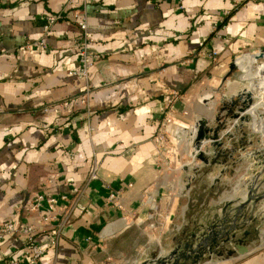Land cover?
Segmentation results:
<instances>
[{
	"label": "crops",
	"instance_id": "obj_1",
	"mask_svg": "<svg viewBox=\"0 0 264 264\" xmlns=\"http://www.w3.org/2000/svg\"><path fill=\"white\" fill-rule=\"evenodd\" d=\"M81 9L98 57L86 78L73 19ZM56 16L46 50H28ZM256 55H264V0H0V224L34 226L44 250L31 262L25 240L11 236L0 242V264H143L214 232L230 240L201 264H264V202L237 217L247 189L264 194V154L255 157L264 148V91L252 77L264 60L249 78L239 67ZM86 90L89 110L78 101ZM245 91L250 122H233L208 165L192 162L173 130L164 165L154 138L170 93L179 95L172 119L190 129L224 120L225 108L237 113L231 101ZM93 165L97 180L88 183ZM38 196L74 205L56 248L49 241L63 216L43 227L30 211Z\"/></svg>",
	"mask_w": 264,
	"mask_h": 264
},
{
	"label": "built area",
	"instance_id": "obj_2",
	"mask_svg": "<svg viewBox=\"0 0 264 264\" xmlns=\"http://www.w3.org/2000/svg\"><path fill=\"white\" fill-rule=\"evenodd\" d=\"M60 17H47L45 19V25L42 28V34L43 37L41 40L33 44L32 47H27V49H35L39 52H43L46 50V43L45 38L49 34L51 28L59 21ZM73 19L75 21L76 27L79 30V39L77 41V46L79 49V65H80V71L78 73L79 77L86 78L88 75V72L93 68L95 61L98 59V57L94 54H90V45L92 43L91 36L89 34L88 24H87V15L84 9L81 10H74L73 11ZM211 56L214 58L217 57V53H212ZM235 64L237 61L234 62ZM168 100L166 101V108L164 113V118L162 120V126L160 132L155 136L154 138V144L157 147V152L161 155L166 153V157L163 158L164 165L170 167L171 166V159H172V152L169 148V141H168V134L170 130H173V134L175 135V132L180 130H188L185 129L181 125H177L174 120L172 119L173 116V105L174 102L179 99V95L176 92H172L169 95ZM80 105L84 106L87 110L89 107L90 102V94L89 91L86 90L85 94L82 95L79 98ZM184 117L187 116V114H183ZM173 135V137H174ZM180 142V141H179ZM212 155V154H209ZM192 162H194V159H192ZM97 180V166L93 165L90 169L89 176H88V183ZM74 194L77 196H80L82 194L79 190H74ZM118 195H109L107 198L108 204L113 205L116 209L122 211V207L116 202ZM66 203L67 198L62 197L61 200H56L55 198L44 196H38L31 208V212L33 214H36L39 219L40 223L43 227H50L54 225L56 222V214L60 213L63 216V219L60 224L55 225L52 230V236L50 238L49 244L52 248H56V246L59 243L60 236H61V230L64 225L69 223L70 220V214L72 212V209L74 205H64L61 208L57 206L58 202ZM37 233V228L34 226H25L23 229H19L13 222L7 221L2 224H0V242L4 241L6 238L11 236H19L22 237L25 240L27 254L26 259L35 262L37 260H40V258L44 254V250L38 247L34 241V235ZM3 264H20L19 260H11L6 261Z\"/></svg>",
	"mask_w": 264,
	"mask_h": 264
},
{
	"label": "water",
	"instance_id": "obj_3",
	"mask_svg": "<svg viewBox=\"0 0 264 264\" xmlns=\"http://www.w3.org/2000/svg\"><path fill=\"white\" fill-rule=\"evenodd\" d=\"M255 59V64L259 61L264 60V55H256L253 56ZM237 66L233 63L229 67L230 74L236 70ZM253 100L251 95L248 92H243L240 96H238L236 102L231 101L230 108L234 109L237 108V113H232V110L227 108L224 109L226 112V118L224 120H220V118H215L213 124L207 122L205 120H199L196 124H194L188 130H180L175 132L174 138L177 141H182V138L187 143L188 148L190 149L189 157L191 159H195L196 161L200 162L203 165H208L210 163V159L208 157L210 150H220L223 146L221 142L222 139L230 138V129L229 127H235L233 122L237 123V121L241 122H250V119L246 113L250 111L253 107ZM243 115V116H241ZM222 134V135H221ZM221 135V136H220ZM264 146V142H263ZM264 154V148L261 147L259 151L256 152L255 157H260ZM216 157V154H213ZM264 158L260 159V165H262V169H264V162L262 161ZM264 172V170L262 171ZM259 190V188H258ZM257 192V190H256ZM254 190L249 188L247 189V197L240 205L237 217L240 216V212L247 206H249L252 202L254 205L264 202V194H261L254 198ZM237 221V218H236ZM235 221V222H236ZM246 235V234H245ZM229 232L225 233L224 235L218 232L210 233L206 239L199 240L198 244L194 247L187 246L184 250L185 253L180 255L174 252L169 254L164 258H158L156 260L145 262L143 264H180V261L183 260L187 262L191 258L193 261L190 264H201L204 257L208 255H212V246H216L218 242L228 243L229 242ZM186 264V263H183Z\"/></svg>",
	"mask_w": 264,
	"mask_h": 264
},
{
	"label": "bare ground",
	"instance_id": "obj_4",
	"mask_svg": "<svg viewBox=\"0 0 264 264\" xmlns=\"http://www.w3.org/2000/svg\"><path fill=\"white\" fill-rule=\"evenodd\" d=\"M248 58V57H247ZM244 58H242V60H243ZM250 59H253V61H252V63H251V66L250 67H248V66H246L247 65V63H249V62H246V64H244V63H242V64H239V67L241 68V69H243L244 70V72H245V74H247V76L246 77H251L250 76V74H251V69H252V66L255 64V59H254V57H250ZM241 60V61H242ZM259 67V68H258ZM256 69H255V71H256V73H255V75H253L252 77H256L257 79L259 78L260 80H261V83L259 84V89L261 90V91H264V65H261V66H258ZM253 68H254V66H253ZM253 79V78H252ZM246 80H247V78H246ZM258 109V108H257ZM258 123H260V126H259V128L260 129H263L264 128V122H258Z\"/></svg>",
	"mask_w": 264,
	"mask_h": 264
},
{
	"label": "rangeland",
	"instance_id": "obj_5",
	"mask_svg": "<svg viewBox=\"0 0 264 264\" xmlns=\"http://www.w3.org/2000/svg\"><path fill=\"white\" fill-rule=\"evenodd\" d=\"M253 61V60H252ZM252 61H250L249 63H247V65L246 66H248V67H250L251 66V62ZM257 66H261V65H257ZM259 68V67H258ZM191 159V158H190ZM194 161L196 162V160L194 159ZM198 162V161H197ZM258 218H260V216L258 215L256 218H255V220L257 221V220H259ZM263 224H264V222H263ZM261 232H263L264 233V225H263V229L261 230ZM261 237H263L264 236V234H262V235H260Z\"/></svg>",
	"mask_w": 264,
	"mask_h": 264
}]
</instances>
